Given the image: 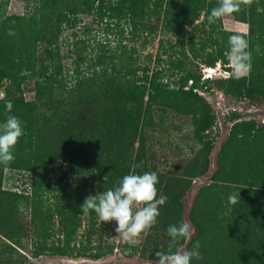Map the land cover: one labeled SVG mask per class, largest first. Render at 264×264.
Wrapping results in <instances>:
<instances>
[{
  "label": "trees",
  "instance_id": "1",
  "mask_svg": "<svg viewBox=\"0 0 264 264\" xmlns=\"http://www.w3.org/2000/svg\"><path fill=\"white\" fill-rule=\"evenodd\" d=\"M37 1L35 13L30 16L1 15L0 21V92L4 94L0 99V123L7 115H15L25 132L14 150V160L21 161L7 166L33 172L26 191L17 195L0 193V240L17 246L26 236L32 222L25 220L20 206L29 205L26 200L32 193L38 198L51 188L52 165L64 169L74 183L55 186L64 194L55 213L67 248L85 219L92 229L96 227L97 215L82 214L80 205L86 194L68 196L66 189L73 194L88 191V196L95 195L115 188L127 174H158V196L168 199L159 208L157 224L162 221L161 232H167L171 224L166 221L169 211L182 209L181 199L188 189L185 186L172 198L169 182L183 184L185 179L205 173L215 146V138L208 135L215 118L197 90L214 88L250 104L264 101V38H260L264 37V0H252L232 14L237 22L248 24L252 36L255 24L261 29L260 37H256L263 51L251 58L248 76L202 81L194 68H212L219 61L225 71H230L226 55L230 33L222 29L221 19L214 24L207 21L218 0H100L95 11V0H81L80 5L77 0ZM82 5L87 13H95L100 23L105 17L124 20L132 44H118L115 50L98 45V52L89 58L86 67L81 65L82 60L75 61L72 74L67 76L59 37L63 29L74 26ZM38 13L42 14L40 21ZM10 29L14 35L8 34ZM157 32L162 37L158 51L167 59L164 68L154 70L146 63L139 64L137 43L144 49ZM172 39L180 45H173ZM166 73H171L173 82L163 81ZM27 91L34 94L33 100H26ZM9 100L13 103L11 113L5 109ZM189 106L198 111H189ZM155 109L192 116V137L200 147L203 169L198 175L184 173L165 179L147 166L142 156L146 140L143 130L152 125ZM237 117L232 116L234 123L220 146L213 183L201 188L190 211L189 220L196 234L186 249L199 244L203 257L193 259L192 264H264V127H257L253 121L235 122ZM7 166L0 165V180ZM238 191V203L230 204L228 196ZM50 216L47 219L52 224ZM101 228L102 224L97 227ZM151 230H157V226ZM33 235H38L36 229ZM4 255L2 251L0 264H14ZM100 256L97 252L94 258Z\"/></svg>",
  "mask_w": 264,
  "mask_h": 264
},
{
  "label": "rangeland",
  "instance_id": "2",
  "mask_svg": "<svg viewBox=\"0 0 264 264\" xmlns=\"http://www.w3.org/2000/svg\"><path fill=\"white\" fill-rule=\"evenodd\" d=\"M99 1L95 0L93 2L94 11L100 5ZM76 3L80 5L81 0H77ZM37 6V0H11V2L10 0H0V21L8 14L24 13L26 16H30L35 13ZM85 8L86 6L83 5L80 7L74 26L63 29L59 37V47L62 56H64L62 60L63 71L64 74H68L67 76L72 74L75 61L82 60L80 61L81 65L83 68L86 67L89 58H93L94 54L98 52V45L103 44L106 49L115 50L118 44H125L128 47L132 44L129 40L130 28L125 24L124 20H109L105 17L100 23L98 16L95 13H87ZM257 9L258 12L261 10ZM49 11L51 13L52 10L50 9ZM41 15V13L37 14L38 21H40ZM105 22L107 23L106 26H104ZM221 27L224 31L229 32L230 35L242 34L245 36L249 42L248 50L251 52V58H255L262 53V46L257 42L261 29H258L256 24L253 26L255 35L252 36L249 33L248 24L237 22L231 14L221 18ZM160 34V32H157L156 38L144 49H140L141 47L137 43L139 64L146 63L154 70L166 66L167 57L158 51V40L162 38ZM260 36V38H264L263 35ZM171 42L173 45H180L174 39ZM78 55H80V58H77ZM158 55L160 56L159 60L157 59ZM218 64L221 71L209 73L211 78H224L223 64L218 61L212 68L217 67ZM228 66L230 68V71H228L229 77H234L233 66L229 61ZM206 68L208 67L199 66L194 68L200 81L205 79V75L208 74L204 71ZM246 76H248V73L244 77ZM172 80L171 73H166L163 81L173 82ZM189 85L190 81L187 87ZM171 87L173 86L171 85ZM30 88V85L27 84V90H30ZM197 93L204 98L215 118L213 127L208 131V135L216 140L215 146L210 154V164L208 169L204 171L205 173L198 177L187 178L183 184L175 181L169 182L168 189L172 198L173 195L188 186L184 197L181 199L182 209L169 211V217L166 221L170 222V225L178 224L182 220L191 224L189 220L190 211L194 207L201 188L213 183V175L217 171V155L220 146L226 140L234 123L231 119L232 116H238L235 122L253 121L257 127H264V101L250 104L246 99L232 97L214 88L207 91L197 90ZM3 97L4 94L1 91L0 99ZM25 98L26 100H33L34 94L27 91ZM186 108L188 109V107ZM188 110L191 112L198 111L197 107H191ZM192 129V116L180 115L172 110L155 109L152 125L143 130L146 140L144 155L142 154V156L147 166L156 170L165 179L169 177L178 178L184 173L198 175L203 170L200 167L202 160L199 155L200 147L193 141ZM137 147L138 144H135L134 158ZM19 161L21 160L18 159L16 163H19ZM49 170L51 188L41 193L38 198H35L32 193L33 196L29 195L26 200L29 205L20 206V210L26 217L25 220L32 222V225H29L26 236L17 246H13L6 240H0V254L3 251L6 255L4 256L7 259H11L14 264H154L156 252H167L171 237L168 236L166 231L161 232L162 221L155 225L157 230H150L146 235L142 234L135 245H129L115 236V221L104 223L98 217H95L96 227L94 229L85 219L77 230L76 235L70 239L71 242L67 248L65 235L59 231V217L55 213L58 202H62L64 194L55 190V186L65 183L74 185V183L65 175L64 169L58 170L52 165ZM32 175L33 172L25 168L13 165L7 166L2 169L0 193L5 191L15 192L13 194L17 195L19 194L18 192L26 191ZM78 194H86L88 196V191L82 193L77 191L76 194H73L66 189L65 192V195L68 196H78ZM48 214H51L52 224L48 222ZM101 224L102 228L97 229ZM191 226L194 233L192 238H194L196 229L192 224ZM33 229L38 231L36 237L33 235ZM40 241L42 246L39 245ZM188 243L189 241L185 240L183 245L180 246L186 249ZM9 246L16 249L18 253L14 252L15 250L13 251ZM173 250H175V247ZM37 252L38 255L36 256ZM97 252L101 254L98 259L94 258Z\"/></svg>",
  "mask_w": 264,
  "mask_h": 264
},
{
  "label": "clouds",
  "instance_id": "3",
  "mask_svg": "<svg viewBox=\"0 0 264 264\" xmlns=\"http://www.w3.org/2000/svg\"><path fill=\"white\" fill-rule=\"evenodd\" d=\"M252 0H218V5L211 9L207 16L209 24H214L221 18L238 13L241 6L251 4ZM9 35H14L10 29ZM229 50L226 53L228 61L233 66V76L240 79L251 70V52L249 42L242 34H232L228 37ZM6 112L11 113L12 101L5 104ZM25 134L20 119L15 115H7L0 123V165L7 166L14 159V150L19 140ZM158 174L155 171L143 174H127L118 181L115 188L89 195L80 205L82 214L95 212L102 222H116L114 229L116 237L135 245L142 234H147L156 224L160 215L159 208L167 202V197L158 196ZM240 191L228 196L230 204H237ZM171 237L167 252L155 253L154 264H192L193 259H203L199 244L192 250H186L179 245L181 240L190 241L193 229L188 221H180L167 228ZM175 247V250L173 248Z\"/></svg>",
  "mask_w": 264,
  "mask_h": 264
},
{
  "label": "built area",
  "instance_id": "4",
  "mask_svg": "<svg viewBox=\"0 0 264 264\" xmlns=\"http://www.w3.org/2000/svg\"><path fill=\"white\" fill-rule=\"evenodd\" d=\"M204 71H205V73H208L207 75H205V79L206 78L211 79V75L209 73H211V72L215 73V72L221 71V68L219 67V64H218L217 67H215V68H206ZM222 71L225 74L224 77L228 78L229 77L228 71H225V70H222Z\"/></svg>",
  "mask_w": 264,
  "mask_h": 264
}]
</instances>
